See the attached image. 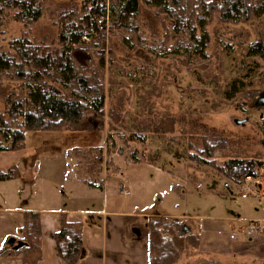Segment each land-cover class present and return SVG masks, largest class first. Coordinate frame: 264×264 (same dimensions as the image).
<instances>
[{
  "label": "rangeland",
  "instance_id": "rangeland-1",
  "mask_svg": "<svg viewBox=\"0 0 264 264\" xmlns=\"http://www.w3.org/2000/svg\"><path fill=\"white\" fill-rule=\"evenodd\" d=\"M113 1L108 0V4ZM91 3L42 0V16L31 24L18 21L13 11L8 12L0 24V51H10L11 42L23 36L55 51L65 23L82 20ZM159 12L140 1L137 21L142 26L143 41L137 47L131 45L136 41L130 32L111 27V17L106 28L100 29L105 33L103 38L93 32V38L74 47V58L82 66L91 60L98 62L105 54L106 109L122 111V122H113L115 143L108 138L109 126L100 132L30 131L25 148L11 155L0 153V166L16 165L25 172L38 161L36 168L26 172L37 177L43 175L42 165L55 173L56 157L72 147L91 150L92 158L102 148L101 164L72 156V174L91 176L92 167L96 168L97 180L133 179L137 207L149 214L150 220L160 221L162 228L165 224L172 230L170 236L198 233L199 247L190 246L177 264H250L249 256L235 253L233 237L238 234L243 241L250 238L251 220L264 215V167L259 177L238 184L216 166L229 157L264 161V56L249 53L252 42L264 45V14L236 23L210 20V44L204 58L194 52L184 54L176 47L174 22ZM88 46L90 51L84 49ZM8 84L0 87L1 112H6V98L15 85ZM168 115L176 118L174 129L161 135L153 132L152 123L167 124ZM245 119L243 124L236 122ZM107 121L111 119L107 117ZM139 124L150 126L145 143L128 140L138 137ZM207 143L218 147L213 149L212 159L199 162L190 157L200 154ZM122 147L124 154L120 155ZM133 151L144 155V163H130ZM47 158L50 162L42 164ZM6 184L9 193L24 188L22 178ZM243 193L250 195L242 197ZM211 218L218 220L212 222Z\"/></svg>",
  "mask_w": 264,
  "mask_h": 264
},
{
  "label": "trees",
  "instance_id": "trees-1",
  "mask_svg": "<svg viewBox=\"0 0 264 264\" xmlns=\"http://www.w3.org/2000/svg\"><path fill=\"white\" fill-rule=\"evenodd\" d=\"M140 1L114 0L108 4V0H92L91 10L82 20L65 23L66 27L60 34V46L55 51L46 46L42 48L26 36L13 40L10 51H0V87L5 82L9 83V86L15 84L6 98V112L0 111V153L16 152L25 148L26 134L30 131L100 132L109 126L111 132L108 138L113 139V122H122V111L117 108L110 111L106 109L108 93L105 86V54L99 56L98 62L91 60V64L82 66L74 58L76 48L72 44L80 42L86 34L93 38V32L103 38L105 33L100 31L97 21L99 16L106 17L109 14L112 18L111 27L123 28L130 32L131 39L136 41V44L131 45L137 47L138 43L143 41L142 26L137 21L140 15ZM144 2L152 8H158L160 14L172 19L177 48L184 50V54L191 55V52H194L204 58L208 55L210 44V20L217 18L221 22L236 23L264 14V0ZM10 11L14 12L18 21L25 24L34 23L42 16V0H0V24ZM165 20L164 25H167ZM84 49L90 51L89 46ZM249 51L252 55L264 56V45L252 42ZM107 117L111 122L107 121ZM175 119L170 116L166 120L167 124L160 122L161 126L152 123L153 132L161 135L172 131L177 122ZM149 127L139 124L138 137H130L128 140L145 143ZM206 146L201 149L200 154H192L190 157L199 162L212 159L213 149L218 147L208 143ZM90 152L91 150L85 152L80 146L68 150L70 157L84 159L90 164L94 161L103 163L102 148H99V155L93 158ZM119 154H124L123 147L120 148ZM129 157L130 163H144V155L139 156L135 151L131 152ZM216 167L225 177L241 184L247 177H259L264 161L257 158L229 157ZM90 171L91 176L83 177L84 181L92 187L103 188L104 181L97 180L94 172L96 168L91 167ZM20 177L22 175L16 166L8 170L0 169V181ZM23 220L21 245L9 252L1 251L0 257L17 256L22 258L24 264H39L42 259L41 214L38 211H24ZM161 225L160 221L152 220L149 224V264H177L181 254L189 252L190 246L192 249L199 247L201 237L198 233H187L182 237L170 236L172 230L164 226L165 224L163 228ZM55 240L63 263L76 264L82 255L83 224L69 222L63 215Z\"/></svg>",
  "mask_w": 264,
  "mask_h": 264
},
{
  "label": "crops",
  "instance_id": "crops-1",
  "mask_svg": "<svg viewBox=\"0 0 264 264\" xmlns=\"http://www.w3.org/2000/svg\"><path fill=\"white\" fill-rule=\"evenodd\" d=\"M5 153L11 155L15 152ZM70 160L68 151L58 155L55 173H49L52 170L47 171L42 165L50 162L48 158L40 160V163L43 161L40 170L43 175L37 177L28 176L26 172L36 168L38 161L32 162L31 168L25 172L15 165L24 186L16 193H9L6 184L10 186L14 179L0 181V252H9L20 244L23 212L38 211L42 223V259L39 264H64L55 240L63 215L69 222L83 224L82 255L76 264H149L151 216L137 207L134 198L136 181L110 177L104 178L103 188L92 187L80 175L72 174ZM15 166L5 164L0 169ZM251 221L257 229L253 234L249 233L251 237L245 241L235 234V253L249 256L250 264H264V215ZM0 264L24 263L21 257L4 255L0 257Z\"/></svg>",
  "mask_w": 264,
  "mask_h": 264
},
{
  "label": "built area",
  "instance_id": "built-area-1",
  "mask_svg": "<svg viewBox=\"0 0 264 264\" xmlns=\"http://www.w3.org/2000/svg\"><path fill=\"white\" fill-rule=\"evenodd\" d=\"M109 18H110V16H109V14H108L106 17H102V18L98 19L97 23H98V26H99L100 29H103V28L105 27V25H107V22H108ZM90 38H91V35L86 34V35H84V36L82 37V40H81L80 42H78V43H73L72 46H73V47H77V45H78L79 43H81V42H87V41L90 40ZM245 180H246L247 182H249L250 177H247ZM245 188H247L246 185L244 186L243 190H245ZM243 190H242V191H243ZM249 195H250V193H243V194H242V197H248ZM256 229H257V227H256V225L254 224V226L251 227L250 232L253 233V232H255Z\"/></svg>",
  "mask_w": 264,
  "mask_h": 264
},
{
  "label": "water",
  "instance_id": "water-1",
  "mask_svg": "<svg viewBox=\"0 0 264 264\" xmlns=\"http://www.w3.org/2000/svg\"><path fill=\"white\" fill-rule=\"evenodd\" d=\"M263 103H264V98L261 100ZM247 121V119H245V120H236V122L238 123V124H243V123H245Z\"/></svg>",
  "mask_w": 264,
  "mask_h": 264
}]
</instances>
